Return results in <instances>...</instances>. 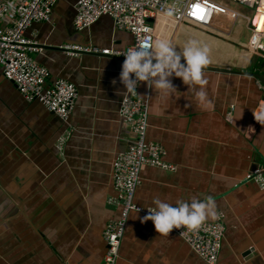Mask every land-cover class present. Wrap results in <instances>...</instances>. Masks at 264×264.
<instances>
[{
  "label": "crops",
  "instance_id": "obj_1",
  "mask_svg": "<svg viewBox=\"0 0 264 264\" xmlns=\"http://www.w3.org/2000/svg\"><path fill=\"white\" fill-rule=\"evenodd\" d=\"M77 1L59 0L52 22L35 23L26 33L41 47L33 59L51 71V79L78 88L69 124L43 104L26 101L0 71V264H102L105 228L121 216L109 201L118 197L114 163L134 138L120 116L123 60L73 57L61 46L123 50L134 39L109 17L76 30ZM220 22L218 27L226 20ZM227 22L224 39L200 28H178L171 39L178 49L189 40L207 46L206 66L225 70H203L213 108L199 107L180 78H171L177 91L167 98L141 82L139 96L149 108L147 142L163 148V161L176 170L145 167L135 204L151 208L154 197L172 203L211 197L217 217L206 220L223 214L227 228L221 262L264 264V189L252 181L264 175V123L254 122L264 103V86L254 75L264 73V58L249 53L252 32L245 25L250 35L242 40L244 23ZM160 24L158 38L169 41L175 24L167 18ZM68 130L71 138L59 149ZM145 216L130 214L117 264H205L179 236L159 234Z\"/></svg>",
  "mask_w": 264,
  "mask_h": 264
},
{
  "label": "built area",
  "instance_id": "obj_2",
  "mask_svg": "<svg viewBox=\"0 0 264 264\" xmlns=\"http://www.w3.org/2000/svg\"><path fill=\"white\" fill-rule=\"evenodd\" d=\"M58 2L59 0H0V71L16 86L26 101L43 104L63 123L69 124L79 98L78 88L64 79L52 80L51 71L33 59V55L42 52L41 47L26 36L33 24L52 22ZM233 4L249 9L253 16L233 8ZM196 6L203 9L199 15L195 12ZM168 7L175 9L171 17L164 15ZM75 10L76 30L84 31L101 18L109 17L118 30L132 34L134 41L123 50L102 49L98 46H61L66 54L73 57L94 54L124 61L129 48L148 46L157 40L160 19L167 18L175 24L173 29L188 25L224 38L230 35V31L226 29V33V30L219 29L221 20L230 19L236 25L244 23L252 32L248 50L251 54L264 58V0H78ZM170 28L167 26L165 31ZM140 84L141 82L137 92H126L120 107V116L129 126L134 138L130 148L119 154L114 163V185L118 197L111 199L109 203L121 208V216L118 220L109 222L105 228L107 253L102 264H117L130 214L136 212L147 216L152 210L135 204L142 170L145 167L176 170V167L163 161V148L147 142L149 108L139 96ZM262 107L264 103L260 109ZM255 123H258L256 118ZM71 135L72 132L68 130L59 137V149L64 148ZM252 181L264 189L263 174H256ZM226 231L223 214L215 222L205 220L196 228L182 226L172 230L205 264H224L221 262V252Z\"/></svg>",
  "mask_w": 264,
  "mask_h": 264
},
{
  "label": "clouds",
  "instance_id": "obj_3",
  "mask_svg": "<svg viewBox=\"0 0 264 264\" xmlns=\"http://www.w3.org/2000/svg\"><path fill=\"white\" fill-rule=\"evenodd\" d=\"M174 11V8L168 7L164 15L171 17ZM202 11L196 6L197 15ZM208 51L207 46H202L196 40H189L178 49L167 40L157 39L151 45L127 50L119 79L128 93L137 92L139 83L147 82L158 96L167 98L177 91L171 78H180L188 86V91L193 93L197 105L208 110L214 106L206 88L209 81L203 72L209 62ZM254 115L257 121L264 123V107ZM151 208L142 220H151L159 234H167L182 226L196 228L206 219L214 220L217 217V206L211 197L202 199L193 196L175 203L154 197Z\"/></svg>",
  "mask_w": 264,
  "mask_h": 264
},
{
  "label": "rangeland",
  "instance_id": "obj_4",
  "mask_svg": "<svg viewBox=\"0 0 264 264\" xmlns=\"http://www.w3.org/2000/svg\"><path fill=\"white\" fill-rule=\"evenodd\" d=\"M232 7L233 8H235V9H237V10H240V11H242L243 13H245V14H247V15H251V16H253V12L252 11H250L249 9H246L245 7H243V6H241V5H239V4H233L232 5ZM230 23H232L231 21H230V19H227ZM227 20H226V22H224L223 23V25L222 26H220L219 27V29L221 28V30H226V28L227 27H229V23L227 22ZM243 26V31L244 32H242V35H241V38H242V40H244V41H247L248 40V37H249V35H250V32H248V31H245V24H242ZM239 26V25H238ZM177 28H184L185 30H198V28H195V27H192V26H188V25H180V26H178ZM177 28H174L173 29V34L171 33V35H170V37H169V42H171V39H172V37H173V35L175 34V32L177 31ZM247 28V27H246ZM248 30V29H247ZM168 31V30H167ZM166 31V32H167ZM226 33H227V30L225 31ZM213 36H215L216 38H218V39H224V36H222V35H213ZM159 39V38H158ZM249 53H250V51H249Z\"/></svg>",
  "mask_w": 264,
  "mask_h": 264
},
{
  "label": "water",
  "instance_id": "obj_5",
  "mask_svg": "<svg viewBox=\"0 0 264 264\" xmlns=\"http://www.w3.org/2000/svg\"><path fill=\"white\" fill-rule=\"evenodd\" d=\"M203 70H208V71H225L224 69L221 68H216V67H208L205 66ZM235 73V72H234ZM255 78H257L261 84L264 86V73L263 74H255Z\"/></svg>",
  "mask_w": 264,
  "mask_h": 264
},
{
  "label": "bare ground",
  "instance_id": "obj_6",
  "mask_svg": "<svg viewBox=\"0 0 264 264\" xmlns=\"http://www.w3.org/2000/svg\"><path fill=\"white\" fill-rule=\"evenodd\" d=\"M259 111H260V110H259ZM259 111H258V112H259ZM254 122H255V119H254Z\"/></svg>",
  "mask_w": 264,
  "mask_h": 264
}]
</instances>
